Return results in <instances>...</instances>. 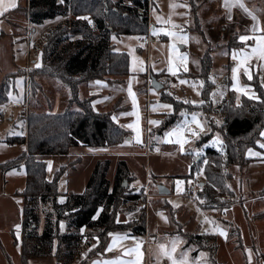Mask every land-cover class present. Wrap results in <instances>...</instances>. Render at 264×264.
I'll list each match as a JSON object with an SVG mask.
<instances>
[{
  "label": "rangeland",
  "instance_id": "obj_1",
  "mask_svg": "<svg viewBox=\"0 0 264 264\" xmlns=\"http://www.w3.org/2000/svg\"><path fill=\"white\" fill-rule=\"evenodd\" d=\"M147 2L148 26L145 34L135 31L132 34L119 35L128 26L122 22H116L112 11L117 10L122 13L126 11L125 8L131 9L133 7L131 1H125L119 5L118 0H108L110 10L113 9L108 11V14H105L102 9L92 11L93 18L94 16L102 17L106 26L113 28L111 48L114 52L124 53L129 62L127 75L113 73L105 76L97 75L95 76L97 78L92 80L81 76L66 79L62 77V63L50 60L53 56L51 51L61 36L63 38L70 36V39L60 41L61 43H58L56 47L57 51L69 43L75 47L78 45L77 40H82L84 44L97 45V30L93 26L90 15L76 16L79 21L88 20L90 25L88 24L87 32L92 33L89 38L78 35L77 30L66 24L67 20L73 17L71 11L66 17L60 14L53 20L49 19L42 25L35 26L30 22L28 7L30 26H27L23 35L25 40L13 46V52L15 50L17 62L22 70L14 73L18 77L14 83L10 82L12 87L7 94V102L0 105V160H5L0 167L8 171L0 183L3 188L2 191L0 188V264L5 262L6 264H23V255H25L23 195L27 187L25 164H33L35 160L34 157L29 158L27 144L11 145L8 142L15 137L23 138L28 135L27 118L30 114H59L69 109L78 111L79 107L75 101H89L96 112L112 115L113 121L120 126L125 123L121 127L126 133L122 143L109 147L76 146L69 149L65 155L38 157L37 160L46 167L47 179L57 180L59 204L64 205L72 194L86 192V185L98 163L109 162L107 179L112 185L117 168L124 162L127 166V175L122 178V181L126 182L127 186L124 187L122 182V188L125 191L122 192L119 202L112 210L116 223L125 226L145 222L146 234L149 231L150 235H156L155 240L161 241L167 239L163 233H160L163 230L167 231V236L177 234L182 238L185 237L181 233L213 235V242L217 249L216 257L220 258L221 254L222 260H220L224 264H257V261H259L258 264H264V227L260 229V234L263 233L261 238L263 242L256 240L255 243H251L244 242L240 237V230L232 224L233 222L237 225V219H239L238 223H241L240 219L245 218L242 208L236 206H242L246 210L249 214L247 218L251 219L253 224L264 222V147L261 146L264 145V135L261 134L264 133V128L258 133L259 136L255 133L253 138L249 137L251 140L249 138L242 140L245 145L250 143L245 149L244 164L226 168V174L229 177L226 186L232 194L230 192L229 195L219 194L223 204L215 205L206 211L199 201L183 200L190 185L196 188L198 194L205 182L203 171L208 161L206 150L208 148L223 150V124L226 116L230 114V104L235 108L242 105L243 98L257 99L252 84L256 85L258 81L264 88V60L252 56L244 65L238 67L241 50L250 53L252 47L256 45L255 39L241 41L240 37L264 36V0H243L242 2L244 8L250 11L251 18L254 15L259 21L258 31L252 27L253 20L243 14L244 11L234 3V0H228L229 6H225V0H147ZM58 4H63V0H58ZM68 12L69 10L66 14ZM126 13L130 14L134 20L137 19L131 14V10ZM105 15L110 17L106 19ZM16 32L22 33L21 29H16ZM79 32H82V28H79ZM166 32L175 33V35H166ZM149 34L152 36V41L148 45L143 42V39ZM159 35L163 38H158ZM181 36L187 39L181 41L179 38ZM232 37L237 45L229 48L227 43ZM63 38L61 40H64ZM0 47L5 59L3 63L0 61L1 86L4 79L2 73L9 69L12 60L8 55L9 42H1ZM207 52H210L213 58L211 68L213 83L208 86L203 79L199 78L202 77L200 75L201 66L203 67L201 61ZM234 52L237 53V59H233ZM115 60L114 58L110 62L111 70H119L113 66ZM45 67L49 71L48 75H42L37 71ZM234 68L237 69L235 80L233 79ZM100 73L104 74L103 71ZM152 78L162 84L163 89L152 88ZM135 81L136 87H133H135V94L141 98L138 99L141 100L140 102L129 97L133 89L131 86ZM205 87L211 89L209 94L212 95V101L209 100V95L205 97L206 102L203 99L202 92ZM7 91L5 87L1 96L5 97ZM128 97L132 101L131 105ZM162 105L171 107L166 108ZM122 108L130 111L131 125L126 120L120 122L124 119H120ZM194 113L203 126V131L192 123ZM126 114L123 116H129L128 113ZM172 118L177 119L176 123L166 127ZM185 121L189 123L185 125ZM129 127L132 131L128 130ZM178 128L184 129L181 133L185 141L183 150L181 145L176 143L175 134L166 135ZM189 128L198 135L193 136L192 132L187 130ZM139 134L142 136L141 139ZM208 135L211 136L204 140ZM149 138L152 139L149 150L140 148L139 144ZM150 149L155 152H151ZM194 164H196L195 175L191 172ZM161 187L167 188L170 194L160 195ZM136 192L142 195L140 201H126L129 194L133 195ZM35 200L37 198L32 201ZM230 202L234 204L230 205ZM234 207L236 208L232 210ZM258 209L259 211L255 213ZM236 210H238V218ZM68 211L67 206L56 211L52 210L53 216L50 219L53 220L54 226L59 224L60 228L56 230V236L52 241L41 242L37 239L30 241L32 256L27 264H89V261L95 258L93 254L96 255L94 252L98 250L99 245L103 244L99 252L107 250L110 233L131 234L130 230H118L99 237L103 229L80 232L74 229V234L86 236V238L76 239V241L63 240L61 244L59 235L65 234L67 229V222L64 221L63 216ZM37 212L40 236L46 223L45 206L39 205ZM61 214L63 215L59 219L58 215ZM230 228H232L233 237L230 234ZM256 230L259 231L258 227ZM221 232L224 234L221 235ZM254 233L256 234L255 231ZM255 236L257 235H252V239ZM17 242L21 247L14 250L13 245ZM252 244L257 245L261 256L250 263L245 256L244 247ZM191 250L194 251L195 247ZM206 260L209 262L207 252Z\"/></svg>",
  "mask_w": 264,
  "mask_h": 264
},
{
  "label": "trees",
  "instance_id": "obj_2",
  "mask_svg": "<svg viewBox=\"0 0 264 264\" xmlns=\"http://www.w3.org/2000/svg\"><path fill=\"white\" fill-rule=\"evenodd\" d=\"M107 1L63 0V4H58V0H29L30 22L35 26L42 25L46 20H53L60 14L66 17L70 15L71 11L75 19L73 17L68 19L66 24L71 26L70 28L77 30L78 35L90 38L92 34L91 32H87L88 20L84 19L82 20L83 22L79 21L77 19L79 15L89 14L93 21V26L97 30L98 43L96 46L90 43L84 44L82 40H77L78 45L75 47H72L69 43L62 47L60 51H57L56 47L61 42L69 41L70 36H66L67 38L61 36L64 40L59 38V41L56 42L54 49L51 51L53 56L50 57V60L62 63V77L70 79L81 76L92 80L97 78L95 77L97 75L105 76L112 73L127 75L129 73L127 56L124 53L114 52L111 48L110 43L111 37L113 36V28L107 27L102 17L94 16L93 18L91 15L93 14L92 11H96V9L104 10L105 14H108V11H112L113 9L110 10ZM125 1H131L133 7L131 9L124 7L126 11L122 13L117 10L112 11L116 22H122L128 26L119 35L132 34L135 31H140L145 34L148 26L147 0H118V4L122 5ZM68 10L69 12L66 14ZM130 10L132 11L131 14L137 18L136 20L130 14L126 13ZM109 17L110 15H105L106 19ZM79 28H82V32H79ZM94 37L96 38V36ZM235 43L237 42L232 37L227 45L229 48H232L237 45ZM57 54L59 56H56ZM114 58L116 60L113 66L119 70H111L109 68L110 62ZM45 61L47 60L45 59ZM201 64L203 65V67L201 66L202 72L200 74L202 77L199 78L205 81L206 86L208 84L212 85L211 68L213 58L210 52L205 54ZM37 71L42 75H48L49 73L47 67L40 68ZM101 71L104 74L100 73ZM17 77L15 74H8L4 77L0 86V105L7 102V94L12 87L10 82L14 83ZM252 86L257 95V99L243 98L242 105H239L240 107L236 106L235 108L230 104V114L226 116L223 124V150L217 151L210 148L206 150L208 161L203 171L205 182H203L202 188L198 193V201L205 210L212 209L215 205L223 204L222 198L219 199V194L229 195V192L232 194L226 186L229 179L226 174V168L244 164L245 149L250 143L245 145V142H242V140L248 139L249 137L253 138L255 133H260L264 128V88L259 81L256 85L252 84ZM5 87H7L8 91L5 97H2L1 95H3V89ZM210 91L211 89L205 87L202 92L205 102L207 100L205 97L208 95L209 100L212 101V95L209 94ZM75 104L79 107L78 111H70L69 109L59 114H30L27 118L28 135L23 138L15 137L8 142L11 145L27 144L29 158H35V160L33 159V164H25L27 168V187L23 195L25 199L23 222V251L25 255H23V264H27L31 258L30 256H32L30 241L33 239L41 242H45L46 240L52 241L53 237L56 236L55 232L60 227L59 224H56V226L53 225V220L50 219L53 216L51 212L52 210L56 211L66 206L69 208V211L63 217L64 221L67 222V229H65V234L59 235L61 236V244L64 242L63 240L72 239L76 241V239L86 238V236L74 234L73 231L75 230L80 232L81 230L94 231L103 229L101 230L102 235L99 237L106 236L105 234H108L110 231L118 230H130L131 235L136 237H143L146 234L145 222L138 223L135 221V225L124 226V224L116 223L112 215L113 208L119 202L122 192L125 191L122 188V184L124 183L122 178L127 175V166L124 162L117 168L115 181L112 185L107 179L109 162L98 163L86 185V192L70 195L64 205L57 202V180L49 181L47 179L45 165L40 160H37L39 156L65 155L69 149L76 146L88 148L109 147L122 143L125 139V129L113 121L112 115L108 116L96 112L92 109L93 107L89 101H75ZM176 118H172L166 124V127L174 125L177 120ZM210 136L208 135L204 140ZM195 165H192L191 168L193 175L196 172ZM131 194H129L130 196L127 197L126 201H140L142 199V195L138 192L133 195ZM35 198L37 200L32 201ZM232 204L234 202H230V205ZM39 205L45 206L47 215L45 228L40 236L38 234L39 216L37 212ZM62 215H58V218ZM67 215L71 217L67 218ZM181 235L185 237L183 250L189 249L192 258H195L200 251H205L208 253L209 264H222L216 257L217 249L213 242V235L205 233H181ZM102 245H99L98 250L94 252L96 255L93 254V256L97 258L104 256V252H99ZM193 247H195L194 251L191 250ZM37 248H40V246H37Z\"/></svg>",
  "mask_w": 264,
  "mask_h": 264
},
{
  "label": "crops",
  "instance_id": "obj_3",
  "mask_svg": "<svg viewBox=\"0 0 264 264\" xmlns=\"http://www.w3.org/2000/svg\"><path fill=\"white\" fill-rule=\"evenodd\" d=\"M229 1H231V0H229ZM9 2H10V0H5V4H7ZM11 2H14L16 6L12 7V8H8L7 10L0 12V44H1V42L2 43L9 42V50H8L9 53H8V55L11 56V60H12V64H9V69L6 72L2 73V78L8 74H14V73H17L18 71L22 70L19 66V63L17 62L15 50L13 52V46L19 45L20 43H22L21 41L25 40V39H23V35H25L27 26H30L28 15H27L28 7H29L28 6L29 0H24V2H22V0H11ZM241 2H243V0H241ZM242 10L244 11L243 14L247 18H249L250 20H253V24L251 23L253 29L258 31L260 29L259 21L251 18V15L249 14L250 11H245V8H242ZM20 25H21V28H20ZM16 29H21L22 33L16 32ZM31 30H33V32H34L33 28H31ZM1 47H0V50H1L0 51V61L3 63V62H5V59H4V53H2ZM135 83H136V81L134 82V84H132L131 87L135 86ZM135 87H133L132 92H130L131 96H129V97H133L136 100L141 99V98H139L138 95L135 94V90H134ZM129 97L127 99L129 100V104L131 105L132 101ZM140 101L141 100H138V102H140ZM125 110L123 109L121 112L122 114H120V119L124 118L120 122L126 120V121H129L128 124L131 125V121H130L131 117H130V113H129L130 111L128 112ZM125 112L128 113L129 116L124 117L123 115L126 114ZM143 120H144V118H143ZM123 124L125 125V123H122V125ZM128 130L132 131L131 127H129ZM139 137L141 139V137H142L141 134H139ZM144 139H145V137L143 138V140ZM4 161L5 160H0V164ZM7 172H8L7 170H3L0 167V183L2 182L4 174L6 175ZM187 183H186V185H187ZM186 185H185V188H186ZM1 187H2V185L0 186V188ZM2 190H3V188H1V191ZM236 207H241L242 211L244 212V216H245L244 219H240L241 223H238L239 219H237V225H235L232 222V224L237 229L240 230V233H241L240 237L242 238V240H244V242L249 241L251 243H255L256 240L259 241L260 243L263 242L261 240V238L263 237V235H262L263 233L260 234V232H261L260 229L264 227V222H261L259 224H257V222H256L255 224H253V221L251 219L249 220L247 218L249 214L246 213V210L242 206H236ZM236 207H234L232 210H234ZM206 211H209V210H206ZM258 211H259V209L256 210L255 213H257ZM237 214H238V210H236V217L238 218ZM239 217L241 218V216H239ZM256 227H258L259 231L256 230ZM230 231H231L230 234L233 237L232 228H230ZM254 231L256 232V234L254 233ZM160 233H163L164 237H166L167 239L163 240V241L155 240L156 235H150L149 231H147V234L144 237H136V236H132L129 233L116 232V234L126 235L128 238L120 240L116 244V246H114L111 250H108L109 245L113 243V236H111V238L108 242V245H107V250L104 252V256L101 258L95 257V258L91 259L89 261V264H94V262H98V264H103V261L113 260L116 258H120L123 260H136L137 259L136 254L125 255V250L135 248L137 245H139L138 264H171V261L169 260V258L166 255H163V253L161 251V246H164V249H166V250H171L173 247L174 241L176 242V250L174 253H172V255L175 259L179 260V259H181L182 255L184 253H187V258H188L189 264H209V262H207V260H206V252L202 251L200 254H198L197 257L192 258L190 250H183V246H184L185 241H184V238H182L180 235L174 234V235L167 236L166 230H163ZM252 235H257V236H255V238L252 239V237H251ZM16 238H18V237H16ZM233 240H234V238H233ZM233 245H234V241H233ZM19 247H21V246L19 245L18 242L15 245H13L14 250H15V248H19ZM235 248L237 249L238 247L235 246ZM258 251H259V249L257 248L256 244H252L250 246L244 247L245 256L250 263H252L254 259L257 260L256 258H258V256L259 257L261 256ZM5 252L7 253V251H5ZM17 252H18V250H17ZM15 253H16V251H15ZM201 254H203V255H201ZM241 254H242V252H241ZM262 257H263V255H262ZM242 258H243V254H242ZM218 259L222 260L221 254H220V258L218 257ZM258 262L259 261H257V264H258ZM5 264H6V262H5ZM222 264H224V263L222 262Z\"/></svg>",
  "mask_w": 264,
  "mask_h": 264
},
{
  "label": "snow or ice",
  "instance_id": "obj_4",
  "mask_svg": "<svg viewBox=\"0 0 264 264\" xmlns=\"http://www.w3.org/2000/svg\"><path fill=\"white\" fill-rule=\"evenodd\" d=\"M234 3L235 4H238L241 8H244V5L243 3L241 2V0H234ZM15 3L14 2H10L5 4V0H0V12L4 11V10H7L8 8H12V7H15ZM173 7H175L176 5H172ZM225 6H229L228 4V0H225ZM245 11H248L246 8H245ZM251 15V13H249ZM252 18L255 20L256 17L253 15ZM159 19V18H158ZM167 23V22H166ZM173 27H177L176 25H173ZM154 34H156V31L154 30ZM166 35H175V33H169V32H166L165 33ZM181 41H184L186 40L187 38L186 37H179ZM255 39L256 40V45L254 47H252V50L250 53H246V52H243V50H241V54L239 56V59H240V65L239 66H242L246 63L247 60L251 59L252 56H256L258 57L260 60H264V36H257V37H247V36H241L240 37V40L241 41H245L247 39ZM233 59H237V53H233ZM171 71V69H170ZM237 69L234 68L233 69V73H234V76H233V79L235 80V73H236ZM245 71L247 72V69H245ZM251 78V77H249ZM182 83H184V81H182ZM233 87L236 88V85L233 84ZM237 90H240V89H237ZM215 95V94H213ZM187 102V101H186ZM195 103V102H193ZM201 103H203V101H201ZM162 107H171L170 105H162ZM152 123H158V122H152ZM189 122L188 121H185V125H187ZM192 123L196 124V126L198 128H200L201 131H203V126L200 124V122L197 120L196 118V114L194 113L192 115ZM183 128H178L176 130H173V133H168L166 135H173L175 134L177 136V140H176V143L180 144L181 145V150H183V144L185 143V141L183 140L182 136H181V133L183 132ZM188 131H191L192 132V135L193 136H196L198 135V133H196L195 131H193L191 128L187 129ZM262 135H264V133H261ZM262 147H264V145H261ZM99 211V210H98ZM95 218V217H94ZM61 227H63V225H61ZM224 233L221 232V235H223ZM111 236H113V243L109 245V248L108 250H111L114 246H116V244L120 241V240H123V239H127L128 237L126 235H120V234H109ZM176 250V242L174 241L173 242V247L171 250H166L164 249V246H161V251L163 253V255H166L169 260L171 261V264H189L188 262V258H187V253H184L181 257V259L177 260L173 257L172 253H174ZM132 254H136L137 255V259L136 260H123V259H120V258H116V259H113V260H106V261H103V264H138V258H139V245H137L135 248H132V249H126L125 250V255H132ZM203 255V254H201ZM94 264H98V262H94Z\"/></svg>",
  "mask_w": 264,
  "mask_h": 264
},
{
  "label": "built area",
  "instance_id": "obj_5",
  "mask_svg": "<svg viewBox=\"0 0 264 264\" xmlns=\"http://www.w3.org/2000/svg\"><path fill=\"white\" fill-rule=\"evenodd\" d=\"M158 38L161 39V38H163V36L159 35ZM151 41H152V36H150V34L143 39V42L148 44V45L151 43ZM146 140L147 141L140 143L139 146H140V148H143V149L145 148V149L149 150V144L151 145L152 140L150 138L146 139ZM151 149L155 150L154 148H151ZM151 149H150L151 152H155V151H152ZM183 200L189 201V202H197L198 201L197 190L194 186H192V185L189 186L188 190L186 191V194L183 197Z\"/></svg>",
  "mask_w": 264,
  "mask_h": 264
},
{
  "label": "water",
  "instance_id": "obj_6",
  "mask_svg": "<svg viewBox=\"0 0 264 264\" xmlns=\"http://www.w3.org/2000/svg\"><path fill=\"white\" fill-rule=\"evenodd\" d=\"M151 85H152V88H154L155 90L163 89V85L160 84L156 79H153V78H152ZM126 186H127V183L125 182L124 183V187H126ZM159 194L166 196V195L170 194V191L167 188L161 187L160 190H159Z\"/></svg>",
  "mask_w": 264,
  "mask_h": 264
},
{
  "label": "bare ground",
  "instance_id": "obj_7",
  "mask_svg": "<svg viewBox=\"0 0 264 264\" xmlns=\"http://www.w3.org/2000/svg\"><path fill=\"white\" fill-rule=\"evenodd\" d=\"M163 196V195H162Z\"/></svg>",
  "mask_w": 264,
  "mask_h": 264
},
{
  "label": "flooded vegetation",
  "instance_id": "obj_8",
  "mask_svg": "<svg viewBox=\"0 0 264 264\" xmlns=\"http://www.w3.org/2000/svg\"><path fill=\"white\" fill-rule=\"evenodd\" d=\"M152 140V139H151Z\"/></svg>",
  "mask_w": 264,
  "mask_h": 264
}]
</instances>
